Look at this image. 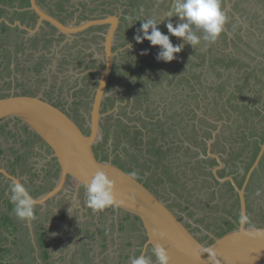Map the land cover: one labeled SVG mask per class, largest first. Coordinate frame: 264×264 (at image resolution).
I'll list each match as a JSON object with an SVG mask.
<instances>
[{"label":"rangeland","instance_id":"rangeland-1","mask_svg":"<svg viewBox=\"0 0 264 264\" xmlns=\"http://www.w3.org/2000/svg\"><path fill=\"white\" fill-rule=\"evenodd\" d=\"M38 1L42 7L67 22H72L74 17L79 16L81 20L105 14H117L120 17L113 50L115 67L102 109V112L109 113L103 117L102 138L95 146L98 157L112 161L133 174L167 202L204 243L213 241L212 235L220 236L236 228L240 223V202L237 194L233 193L230 186H224L222 194H218L216 190L208 192L213 181L208 182L205 178H215L212 167L217 164V160L210 154V160L199 157L200 153L205 154V150L209 149L207 140L217 131L219 122L231 120L230 115H234L235 121H238L237 117L240 118L241 124H237L238 127L235 124L232 126L236 127L237 135L232 133V128H228L230 123L223 124L218 135L227 136L225 139L237 143L235 147L243 149V155L247 152L244 143L246 140L253 141V136L244 135L242 130L252 135L256 127H263L246 123L248 119H254L241 114L239 105L254 103L264 110V30L259 28L260 22L255 21L253 12L250 11L251 15L243 14V9L251 5L258 4L257 6L264 8V2L229 0L228 6L226 0H222L229 18L225 26L228 37L224 39L222 33L215 43L206 44L201 40L200 44L193 47L183 38L171 36L174 44L182 45V50L176 53V59L164 62L156 59L161 51L160 46H152L147 39L137 43L134 36L138 34L142 20L152 16L157 19V27L167 33L165 25L169 21L177 22L175 16L166 15L174 0ZM27 6L29 2L24 0H0V10L4 9L0 12V94L8 95L13 88L22 93H42L66 109L85 127L100 70L104 66L103 43L108 26L78 34L71 40L60 36L53 40L46 39L42 33L34 32L36 16L22 14V9ZM18 21L23 27L21 35L30 39V45L21 43L19 37L12 44H8L4 33L6 29L3 32L1 28L8 27L6 22L12 27L17 26ZM49 29L50 33L56 34L55 29ZM196 31L198 35H203L201 31ZM139 34L143 35L142 32ZM233 38L236 42H232ZM244 49L256 56L257 60L250 58ZM212 50L220 56L234 53L246 58L248 69L261 60L262 63L256 70L258 76L253 74L248 79L239 78L241 75L238 74L237 65L230 67L232 70L222 76L216 72L213 74V69L209 67L208 54L203 56L204 52ZM36 57L40 62H37ZM212 82L219 86L216 91L210 89ZM200 85L205 89H199ZM226 88L230 90L229 93L225 92ZM237 88L241 90L236 91ZM243 89L245 93L242 97ZM231 91H236L240 98L231 97ZM245 94L247 97H244ZM217 97L222 103L216 106ZM252 109L253 112L256 111L255 107ZM8 123L10 124V120L0 125V168L21 178L23 184L31 187L35 195H43L56 184L60 170L58 162L51 157L52 152L45 145L37 146L19 129V125L10 128L6 127ZM10 130L23 135L10 137L7 133ZM184 134V138L180 137ZM234 135L237 140L230 139ZM254 137V142L250 143L251 150L257 138ZM186 142L190 144L189 147H186ZM263 142L264 139L260 145ZM218 146L214 144L215 152L213 149L209 151L218 154ZM243 155L233 156L229 162L230 172L226 167L221 169L220 174L225 176L242 168L248 172L258 153L246 157L250 160L245 167L243 164L246 162L241 160ZM262 161L260 169L255 172L256 182L247 186L249 225H264V157ZM245 174L240 177L241 185L245 181ZM39 187H42L40 192L37 191ZM21 201L25 204L16 186L9 179L0 177L1 227H7L4 221L6 215L12 216L16 213V210H9L12 203ZM85 201V190L73 189L68 182L64 192L53 201L47 202L45 208L42 207L39 212L42 214L41 212L47 211L45 217L49 221L59 219L71 226H68V230L64 226L65 236L73 235L72 238L76 241L78 237L85 239L89 243V249L94 252V264H130L125 260L126 250L131 247L139 249L135 255H140L146 241L141 225L136 222V225L132 223L121 227L122 224L119 223L120 230L118 235H114L115 240L110 243L107 242L108 239L104 241L105 237L112 235L111 218H101V212H93V216L88 214L90 208ZM37 219L42 220V216L39 215ZM114 224L118 225V219ZM57 243L61 242L57 239ZM8 253H13V250L10 249L6 255ZM147 255L153 260L152 252ZM15 259L11 257L10 264H18ZM20 259L24 261L22 264H27L24 256Z\"/></svg>","mask_w":264,"mask_h":264},{"label":"water","instance_id":"water-1","mask_svg":"<svg viewBox=\"0 0 264 264\" xmlns=\"http://www.w3.org/2000/svg\"><path fill=\"white\" fill-rule=\"evenodd\" d=\"M226 2L229 6V0ZM30 3L31 10L39 16L37 28L45 25V21L66 34L105 23H110L111 27L104 42L105 67L100 70L99 85L95 90L85 127L66 109L42 93L12 91L9 95L0 97V122L19 120L51 150V157L56 158L60 169L55 186L43 195L35 197L23 185L21 178L0 168V173L16 184L20 194L26 198L27 210L31 211L32 205H45L49 200L59 196L69 181L73 189H85V182L90 181L97 171L103 170L115 182L118 203L110 208L115 209L117 214L124 212L134 218L145 233L146 241L141 255L146 256L149 250L153 252L154 247L162 245L170 257V264H264V225H249L247 220L243 227L239 223L236 228L220 236L212 235L213 241L204 243L167 202L133 174L112 161L101 160L98 157L95 146L103 134L102 120L106 115L102 112L103 102L107 96V86L113 70L115 58L113 46L120 17L117 14H109L83 21L80 26L74 27V23L70 26L65 25L57 16L42 8L38 0H30ZM18 23L21 25L20 21ZM218 131L208 142L210 150ZM209 154L215 156L219 162V165L213 168L216 177L222 181L230 180L234 185L240 199V216L241 213L248 216L246 187L264 155V142L242 187L236 183L233 176L220 177L216 170L223 166L224 162L219 154L211 151Z\"/></svg>","mask_w":264,"mask_h":264},{"label":"clouds","instance_id":"clouds-1","mask_svg":"<svg viewBox=\"0 0 264 264\" xmlns=\"http://www.w3.org/2000/svg\"><path fill=\"white\" fill-rule=\"evenodd\" d=\"M166 15L177 18L176 23L169 21L165 25L168 29L167 33L162 32L157 27V19L152 16L142 20L138 34L134 36L137 43H142L143 40L147 39L152 46H160L161 51L156 59L164 62L173 61L176 59V53L182 50V45L174 44L171 36L183 38L186 43L193 47L200 44L201 40L206 44L215 43L225 31L229 19L224 11L222 0H174ZM196 30L201 31L203 35H198ZM140 32L143 35H140ZM70 184L72 183L70 182ZM114 184L115 182L103 170L97 171L91 180L86 181L84 185L86 206L93 212H97L116 205L118 201ZM16 214L20 218L31 217L32 215L31 211L21 210L19 205ZM247 220V214L241 213L240 224L242 227ZM153 254L157 264H170V257L162 245L154 247ZM130 264H152V260L145 255H139L133 257Z\"/></svg>","mask_w":264,"mask_h":264},{"label":"crops","instance_id":"crops-1","mask_svg":"<svg viewBox=\"0 0 264 264\" xmlns=\"http://www.w3.org/2000/svg\"><path fill=\"white\" fill-rule=\"evenodd\" d=\"M22 14L26 15L25 12H23ZM33 16L34 15H30V17H33ZM0 22H1V19H0ZM7 41H8V44L10 45L11 43H10L9 37L7 38ZM221 121H222V124H220ZM221 121L218 124L219 126H218L217 131L218 130L219 131L216 133L214 141H216L217 136L221 132V128L225 122V120H221ZM226 121H227V124L228 123L231 124L230 126L231 128L234 124L236 125V127H238L237 124H241L240 120L235 121V117H232L231 120L227 119ZM255 121H258V120L255 119ZM9 126H14V124L10 123ZM236 127L232 128V133L235 135H237ZM260 128L261 127H258V129ZM240 129H243V127H240ZM26 131H24V133L27 135V133H29V130L27 129ZM242 131H244V135L248 137L253 136V141L246 140V142L249 143V145L246 146V149H247L246 154L251 155L252 153H256L255 152L256 140H255V145H253L252 147V150L250 149V143L254 142V138H255L254 135H250L249 133H247L246 130H242ZM222 133H224L223 129H222ZM31 136H29L30 139L33 140L37 144L36 139L34 137L32 138ZM180 137L184 138L185 134L184 136H180ZM212 138H213V135L211 136L210 140ZM208 142L209 140H207V144ZM185 144L187 145V146L185 145L186 147L190 146V144L187 142ZM234 145L235 143L233 142L227 143L226 147L230 148ZM37 146H40V145L37 144ZM260 149H261V145H260L258 153L260 152ZM208 150L209 149H207V151ZM204 155H205L204 153H200L199 159H201V157L203 158ZM171 179L175 180L173 178ZM51 200L53 201L54 199H51ZM51 209L53 208H50V210ZM99 212H101L100 214L101 218L103 219H106L107 217L111 218L112 224H110V226H113V231H111L112 235L110 234V236L104 238L105 240L108 239L107 242L110 243L111 240L112 241L115 240L114 235H118V231L120 230L119 223L121 224L122 220L119 217V214L117 213H114L111 211L110 212L97 211L95 212V214ZM90 213L93 216V211L91 209L88 214ZM35 219H37V217L32 216V218L30 219L28 218L26 222H20L16 226L10 225V224L9 225L5 224V226L7 227L0 226V264H10L11 257L14 259L16 258L15 260L18 262V264H22L24 261H22L20 258H22L23 256L25 257L27 264H94L93 259H92L94 258V252L91 249H89V246H87L89 243L86 242L85 239H82V237H78V240L76 241L74 238H72L73 235L69 236V234H67L68 236H65L63 234L64 226H65V229L67 230L69 229L68 228L69 225L67 223L65 224L59 219L50 220V221L49 219H47L46 222H42L41 220L35 221ZM117 219H118V225L116 226V224H114V221L116 223ZM122 226L123 224L121 225V227ZM115 227H116V231H114ZM94 230L96 229L94 228ZM57 239L59 240V242H61L60 244L57 243ZM10 249L13 250V253H8L6 255V253L9 252ZM138 250H136V248L133 249L132 247L129 250H126V254H128L129 257L126 256L125 260L130 262L133 257L139 256V255H135V253ZM151 252L152 251L149 250L148 253H151ZM3 253H5L4 256H3ZM141 254H142V251H141ZM148 257L150 256L148 255ZM152 264H157L155 255L152 260Z\"/></svg>","mask_w":264,"mask_h":264},{"label":"flooded vegetation","instance_id":"flooded-vegetation-1","mask_svg":"<svg viewBox=\"0 0 264 264\" xmlns=\"http://www.w3.org/2000/svg\"><path fill=\"white\" fill-rule=\"evenodd\" d=\"M39 2V1H38ZM40 4V3H39ZM42 8H44V7H42ZM24 12H25V14L27 15V16H30V15H34V16H36V18H35V22H34V25H33V29H34V32H35V34H37V33H42L41 35H43L46 39H55L56 38V36H60L61 38L63 37V39H67V40H71V39H73L76 35H78V34H82V33H84V32H86V31H90V30H97V28L98 29H101V28H104L105 26H108V29H107V31L105 32V34H104V42L106 41V34L108 33V30L110 29V27H111V24L110 23H105V24H102V25H97V26H91V27H89V28H86L85 30H82V31H80V32H74V33H71V34H66V33H61L55 26H53V25H51L49 22H47V21H45L44 23H45V25H40L39 26V28H37V26L39 25V16L36 14V12H34V11H32L31 10V3H30V0H29V6H27V7H25V8H23L22 9ZM47 11H49L51 14H53L52 13V11H50V10H48V9H46ZM53 15H55V14H53ZM107 15H109V14H105L104 16H100V17H96V18H101V17H105V16H107ZM33 16V17H34ZM55 16H57V15H55ZM58 17V16H57ZM65 25H68V26H70V24L71 23H74V27H76V26H80V24L83 22V21H87V20H89V19H85L84 18V20H81V18H80V16H79V18H77V17H74V19H73V21L72 22H67L66 20H64V19H62L61 17H58ZM91 19H94V18H91ZM7 23V26L8 27H5V34H6V36H7V38L9 37L10 38V43L12 44V42H14L16 39L15 38H17V37H19L20 38V41H21V43H24L25 45H30L29 44V41H30V39H27V38H25V36L24 37H22L23 35H21V31L23 30V27H21L22 25H20V24H17V26H11L10 24H9V22H6ZM9 25H10V27H9ZM46 25H48V27L46 26ZM49 27H51V28H53V29H55V32H56V34L55 35H53V33H50L51 32V30L49 29ZM119 28V27H118ZM1 30L3 31V28H1ZM25 30V29H24ZM29 31V30H28ZM117 32H118V29H117ZM48 33V34H47ZM116 36H117V33H116ZM18 39V38H17ZM26 41V42H25ZM115 41H116V38H115ZM115 41H114V45H115ZM31 47V46H30ZM103 48H104V50H105V47H104V43H103ZM113 50H114V46H113ZM106 54L104 53V51H103V58H102V60H103V63H104V66L103 67H105V61H106V56H105ZM36 60H37V62H40L39 60V58H37L36 57ZM114 67H115V58H114V65H113V69H114ZM114 70H112V72H113ZM56 74V73H55ZM100 77H101V72H100ZM99 77V78H100ZM37 82V81H36ZM98 84H97V87H98V85H99V79H98ZM110 83H111V79H110V81H109V83H108V86H107V90H108V87H109V85H110ZM96 87V88H97ZM96 90V89H95ZM13 91H19V90H17L16 88H13ZM20 92V91H19ZM108 92V91H107ZM1 93V92H0ZM10 94V93H9ZM8 94V95H9ZM4 95H7V94H5V93H2V94H0V97L1 96H4ZM94 95H95V92H94V94H93V98H94ZM93 98H92V102H93ZM106 99H107V96L105 97ZM91 102V103H92ZM104 102H105V100H104ZM104 102H103V105H104ZM117 103H119V102H117ZM106 114L107 113H109V111H107V112H105ZM4 122V121H3ZM1 123L2 122H0V125H1ZM10 123H13L16 127H17V125H19L21 128H19L20 130H22V132L24 133V131H25V128H27L24 124H21V122L19 121V120H12V119H10ZM6 127H10L9 126V123L7 124V126ZM102 127H103V125H102ZM11 128V127H10ZM28 129V128H27ZM13 133H14V135H13ZM11 132V133H8L9 134V136L10 137H16V135H19V134H22L23 135V133H20V132H17V133H15V132ZM32 136H31V135ZM27 133V135H29V136H31L32 138L34 137L35 139H36V142H37V144H39L40 146H42V145H45L42 141H41V139L36 135V134H34V133ZM223 137V138H222ZM231 140H237V138H236V136H233L232 138H230ZM227 143H232V141H230V140H228V139H225V137L224 136H217V139H216V141H214L213 143H212V147H214V144H217V145H219L218 146V149L220 150V151H218V154L221 156V158H222V160H223V166H221L220 168H218L216 171H217V174L220 176V177H222V178H224V177H228V176H233V178H234V180L236 181V183L240 186V187H242V185L244 184H240V177L241 176H244V174H245V178H246V175H247V171H244V168H242V169H239V170H237V171H235L234 173H229V174H227V175H225V176H222V174H220L221 172V169H224V168H229V170H228V172H230V167H229V162L231 161V159H232V157L233 156H235V155H243V152H240V149L241 148H237V147H235L236 146V144L237 143H235V142H233V143H235V145L234 146H232V147H230V148H227L226 147V144ZM244 144H246V146H248L249 145V143H244ZM221 146V147H220ZM45 147H46V145H45ZM213 149V148H212ZM245 149H246V147H245ZM205 150V149H204ZM242 151H243V149H241ZM213 151H214V149H213ZM215 152V151H214ZM208 154H209V150L207 151V149L205 150V155H204V159H209V158H211V157H209L208 156ZM254 153H252L251 155H253ZM250 154H245V155H243L242 156V158H241V160H243L242 162H246L245 164H243L244 165V167L245 166H248L249 164H247L248 163V161L250 160V159H248V158H246L247 156H251ZM263 157H264V155L262 156V158H261V160H260V163H259V166H258V168L253 172V174L251 175V178H250V180H249V182H248V184H247V186H250L252 183H255L256 182V177H255V172L256 171H258V169H260V167H261V164H262V159H263ZM210 160V159H209ZM217 160V159H216ZM207 162H209V161H207ZM217 165H219V162H218V160H217V164L216 165H213V167L212 168H214V166H217ZM253 165V164H252ZM246 169H248L247 167H246ZM250 169V168H249ZM233 170V169H232ZM249 171V170H248ZM213 172H214V176H215V178H213V180H209L208 179V177H206L205 178V180L206 181H208V182H211V181H213V183H211V185H212V187L211 188H209V191L208 192H210V191H217L218 192V194L220 193V194H222L223 193V187L224 186H230V188H231V190L233 191V193L234 194H237V196H238V198H239V195H238V193H237V191L235 190V187H234V185L232 184V182L230 181V180H226V181H222V180H219L217 177H216V174H215V171L213 170ZM233 174V175H232ZM206 175V174H205ZM0 177H4L5 179H7L6 177H5V175L3 174V173H0ZM8 180V179H7ZM11 181V180H10ZM12 182V181H11ZM14 184V183H13ZM15 186H16V184H14ZM23 185H25V184H23ZM216 186V187H215ZM220 186H222L221 188H219ZM25 187L29 190V192L33 195V196H35V197H37V195H35L34 194V192L32 191V189H31V187H28L27 185H25ZM16 188L18 189V187L16 186ZM41 189H42V187H39L38 189H37V191H41ZM85 190V189H84ZM18 191L20 192V190L18 189ZM20 196H21V199L22 200H24L23 198H25V197H23L21 194H20ZM246 197H247V187H246ZM50 201V200H49ZM48 201V202H49ZM52 201V200H51ZM239 202H240V199H239ZM27 204V200H26V202H25V205ZM33 206V205H32ZM44 206L45 205H34L33 207H31V213H32V216L33 217H38L39 215H41L42 216V222H46V212L47 211H43V212H41L42 214H40V212H39V209H41L42 207L44 208ZM26 208V207H25ZM109 209H104V210H102V211H104V212H106V211H108V212H110L111 210L110 209H113V208H110V207H108ZM26 210H27V208H26ZM35 210H38L37 212L38 213H36L35 212ZM114 211V213H116V210L115 209H113ZM28 211V210H27ZM119 214V217L121 218V220H123V222H124V225H129L130 224V220L129 221H127L125 218H124V216L125 215H127V214H125L124 212H119L118 213ZM153 253V252H152ZM147 257H148V255H147Z\"/></svg>","mask_w":264,"mask_h":264},{"label":"trees","instance_id":"trees-1","mask_svg":"<svg viewBox=\"0 0 264 264\" xmlns=\"http://www.w3.org/2000/svg\"><path fill=\"white\" fill-rule=\"evenodd\" d=\"M24 1H27V2H29V0H24ZM262 2H264V0H261ZM225 2V1H224ZM258 5V4H257ZM257 5H251L249 8L248 7H245L244 9H243V14H249V15H251V13H250V11L251 12H253V15L255 16V21L256 22H260V27L259 28H261L262 30H264V27H263V24H264V8H262V7H259V6H257ZM262 5H263V3H262ZM2 11H4V9H1V11L0 12H2ZM233 13H234V11H233ZM232 12H229V14H231V15H234ZM236 19V18H235ZM236 21H239V19H237ZM252 24L254 23V20L252 19ZM4 29L5 28H3V32H4ZM223 38L225 39V38H227L228 37V33L226 32V29H225V31L223 32ZM231 40V39H230ZM258 41L260 42V39H258ZM232 42H236L235 41V39L233 38L232 39ZM250 43L248 42V45H249ZM253 47V46H252ZM245 50V49H244ZM202 51H204V50H202ZM201 51V52H202ZM153 52V51H152ZM151 52V53H152ZM247 55H249L250 56V58H252L254 61L255 60H257V57L256 56H254V55H252L250 52H246V50L244 51ZM199 53V52H198ZM208 54V59H209V67L211 68V69H213V74H215V72L218 74V75H224V74H226L227 72H229V71H231L232 70V68H230V67H234L235 65H237V70H238V74L239 75H241V76H239V78L240 77H243V78H245V79H248L249 77H250V75H256V76H258V72H256V70H257V66L259 65V64H261L262 63V61L261 60H258V62L257 63H255L254 64V67H251L250 69H248L246 66H247V64H248V62H247V59L246 58H242V57H239V56H237V55H234V53H233V55H232V53H228V55H216V54H214V50H212V51H210V52H204L203 53V56H206ZM186 59H189V57L188 56H186ZM214 80V79H213ZM226 82V80L224 81V83ZM218 87L219 86H215L214 85V83L212 82V86H211V88L210 89H212V90H217L218 89ZM205 89V87H201V85H200V87H199V89ZM239 90H241V88H237L236 89V91H239ZM228 92L229 93V89L228 88H226L225 89V92ZM236 91H231V93H230V95H231V97H236L237 96V98H240L239 97V94H237V92ZM244 93H245V89H243V92H242V97H243V95H244ZM203 96V95H202ZM244 97H247V94H245V96ZM220 103H222V100L221 99H219V97H217L216 98V102H215V104H216V106L217 105H219ZM223 106H225V104H223ZM253 107H255V112H253ZM239 108L241 109V114H246V115H249L250 116V118H252V119H254V120H247V122L246 123H248V124H250V125H256V126H258V125H263V127L262 128H260V129H258V127H256V130L252 133V135H254V136H256L257 138H256V145H255V152L256 153H258V151H259V148H260V144H261V142L263 141V139H264V110H262V109H260L259 107H257L256 106V104H254V103H252L251 105L250 104H247V105H239ZM247 112H249L250 114H248ZM256 116H258L257 118H255ZM262 116V117H261ZM230 117H234V115L232 116V115H230ZM237 119L238 120H240V118L239 117H237ZM255 119H257L258 121H255ZM249 121V122H248ZM208 122H210V121H208ZM227 123V121L225 120V122H224V124H226ZM208 124V123H207ZM211 124V123H210ZM228 128H231L230 126H228ZM255 128V127H254ZM27 130V128H25V131ZM13 133V131H7V133ZM27 132V131H26ZM30 133V132H29ZM211 132H208V134H210ZM13 135H14V133H13ZM212 136V135H211ZM226 138H228L227 136H225ZM221 147V146H220ZM256 153H254L253 155H255ZM24 197V196H23ZM19 198V197H18ZM24 199V201L26 202V198H23ZM15 205V206H14ZM20 206L21 207V210H25V211H27L26 210V208H25V204H24V202L22 203V201L21 202H17V204H14V203H12V205L10 206V209L9 210H11V211H14L15 212V210L17 209V206ZM107 209H109V208H107ZM111 210V212H113L114 210L113 209H110ZM38 210H35V212L36 213H38L37 212ZM0 212H2V210L0 209ZM103 215V214H102ZM37 217V216H36ZM124 218L127 220V221H131L130 222V224H135L136 225V220L134 219V218H132L131 216H129V215H125L124 216ZM26 220H27V216L26 217H24V218H20L19 216H17V214L16 213H14L12 216H8V215H6L5 217H4V221H5V223H6V225H14V226H16V225H18L20 222H26ZM35 221H38V219H35ZM4 223V222H3ZM121 224H123L124 225V222H123V220H122V223ZM104 241H105V239H104ZM128 244L130 245L131 243L130 242H128ZM125 256H127V257H129V255L128 254H125Z\"/></svg>","mask_w":264,"mask_h":264},{"label":"bare ground","instance_id":"bare-ground-1","mask_svg":"<svg viewBox=\"0 0 264 264\" xmlns=\"http://www.w3.org/2000/svg\"><path fill=\"white\" fill-rule=\"evenodd\" d=\"M106 56V55H105ZM209 141H211V140H209Z\"/></svg>","mask_w":264,"mask_h":264}]
</instances>
